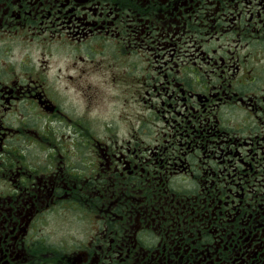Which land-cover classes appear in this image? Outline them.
<instances>
[{"label": "flooded vegetation", "instance_id": "1", "mask_svg": "<svg viewBox=\"0 0 264 264\" xmlns=\"http://www.w3.org/2000/svg\"><path fill=\"white\" fill-rule=\"evenodd\" d=\"M0 264H264V0H0Z\"/></svg>", "mask_w": 264, "mask_h": 264}, {"label": "rangeland", "instance_id": "2", "mask_svg": "<svg viewBox=\"0 0 264 264\" xmlns=\"http://www.w3.org/2000/svg\"><path fill=\"white\" fill-rule=\"evenodd\" d=\"M69 72H71V70H68ZM104 85V83H101V82H99V88L98 89H100L102 92H107L108 90H109V87H107V86H103ZM123 93H124V89L123 88H121V89H119L118 91H117V93L115 94V96H114V100L116 99L117 100V98H118V96H121V95H123ZM120 94V95H119ZM97 97H98V95H97ZM99 98V97H98ZM99 100H101V102L102 103H104L105 102V100H103V99H101V98H99Z\"/></svg>", "mask_w": 264, "mask_h": 264}]
</instances>
